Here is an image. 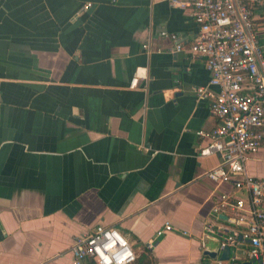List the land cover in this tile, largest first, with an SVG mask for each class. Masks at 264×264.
<instances>
[{
  "label": "crops",
  "instance_id": "0c3cea01",
  "mask_svg": "<svg viewBox=\"0 0 264 264\" xmlns=\"http://www.w3.org/2000/svg\"><path fill=\"white\" fill-rule=\"evenodd\" d=\"M198 33L169 0H0V264H73L97 226L118 230L135 264L249 263L244 245L221 261L204 239L233 190L205 177L220 158L200 156L198 133L218 120L196 95L211 81L189 52ZM247 173L264 178V150Z\"/></svg>",
  "mask_w": 264,
  "mask_h": 264
},
{
  "label": "built area",
  "instance_id": "2783aa9c",
  "mask_svg": "<svg viewBox=\"0 0 264 264\" xmlns=\"http://www.w3.org/2000/svg\"><path fill=\"white\" fill-rule=\"evenodd\" d=\"M169 2L173 8L192 12L199 33L189 52L204 58L211 74L209 86L196 89V95L201 101H211L218 126L198 133L206 144L200 156H218L221 161L205 177L233 190L216 196L204 239L215 240L221 250L244 245V261L264 264V178L247 173L251 156L264 150V46L257 35L260 25L264 26V0ZM162 36L176 43V53L185 51L177 35L163 32ZM140 79L138 72L132 88ZM239 193L246 194L249 201ZM172 231L166 224L157 238ZM72 255L73 264H135L138 259L132 244L118 230L104 226L79 236ZM239 260L238 256L232 258L233 263Z\"/></svg>",
  "mask_w": 264,
  "mask_h": 264
},
{
  "label": "water",
  "instance_id": "95a60500",
  "mask_svg": "<svg viewBox=\"0 0 264 264\" xmlns=\"http://www.w3.org/2000/svg\"><path fill=\"white\" fill-rule=\"evenodd\" d=\"M230 255H231V251L229 248H226L223 252V255L221 257V261H229V258H230ZM207 256L210 257V259H216L217 257V252L215 254H212V253H209L207 254ZM246 264H249V263H246Z\"/></svg>",
  "mask_w": 264,
  "mask_h": 264
}]
</instances>
